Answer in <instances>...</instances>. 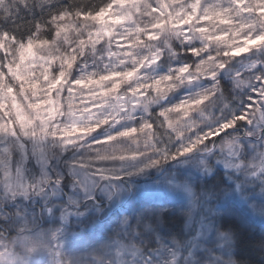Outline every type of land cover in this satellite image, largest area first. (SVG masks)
<instances>
[{"label": "snow or ice", "instance_id": "obj_1", "mask_svg": "<svg viewBox=\"0 0 264 264\" xmlns=\"http://www.w3.org/2000/svg\"><path fill=\"white\" fill-rule=\"evenodd\" d=\"M257 247L264 0H0V264Z\"/></svg>", "mask_w": 264, "mask_h": 264}, {"label": "clouds", "instance_id": "obj_2", "mask_svg": "<svg viewBox=\"0 0 264 264\" xmlns=\"http://www.w3.org/2000/svg\"><path fill=\"white\" fill-rule=\"evenodd\" d=\"M3 251V249H0ZM23 255V252H20ZM236 264H264V249L257 247L256 251L252 254H245L240 258L236 259Z\"/></svg>", "mask_w": 264, "mask_h": 264}]
</instances>
